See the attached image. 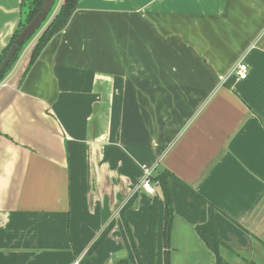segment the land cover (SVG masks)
Returning <instances> with one entry per match:
<instances>
[{
	"label": "crops",
	"instance_id": "0c3cea01",
	"mask_svg": "<svg viewBox=\"0 0 264 264\" xmlns=\"http://www.w3.org/2000/svg\"><path fill=\"white\" fill-rule=\"evenodd\" d=\"M21 15L0 0V49ZM35 41L0 83V264H75L133 195L162 264L143 166L171 175L170 264H215L208 205L224 260L264 264V0H80L22 78ZM121 222L84 264L127 255Z\"/></svg>",
	"mask_w": 264,
	"mask_h": 264
},
{
	"label": "trees",
	"instance_id": "16d2710c",
	"mask_svg": "<svg viewBox=\"0 0 264 264\" xmlns=\"http://www.w3.org/2000/svg\"><path fill=\"white\" fill-rule=\"evenodd\" d=\"M80 0H63L56 12L52 15L49 22L45 25L40 35L37 37L35 44L32 48L28 64L23 72L22 78L36 61L37 57L50 41V39L61 32L66 25L68 24L71 16L77 8V4ZM43 0H21L20 7L25 9V16L23 19H20L17 28L14 30L13 34L10 37L7 45L0 52V63L5 57L10 45L14 42L15 38L18 36L22 27L40 10ZM52 12V11H51ZM51 14V13H50ZM50 15L45 19L43 24L34 32L27 40L20 44L17 49L14 51L9 62L5 65L4 69L0 72V83L4 82L6 77L10 74L14 68L19 56L21 55L23 49L27 46V43L32 39L41 27L49 19ZM170 173L166 170H161L156 173L152 178L154 182H157L164 205L163 213V237H162V264H170V234L171 226L173 221V202L168 189V179ZM197 195V194H196ZM202 199L199 195H197ZM134 198V195L130 197L127 203L120 209L119 217L117 219H112L99 233V235L94 239L90 244L89 248L86 250L85 254L77 261L76 264H84V262L96 251L98 246L106 238L111 229L115 226L116 223H120V228L122 231V237L127 248V255L122 258L115 259L112 264H142L138 251L136 248L135 241L131 234L127 223L124 221L123 213L126 208H128ZM156 213H157V199L156 195L153 196L151 204L149 206V225H148V258L147 264H155V246H156ZM196 232L199 238L203 241L205 246L213 253L215 258V264H229L221 256L220 248L222 245L221 240L217 235L215 228V218L213 215L212 206L208 205L207 209V219L201 225L195 226ZM248 264H256L250 262Z\"/></svg>",
	"mask_w": 264,
	"mask_h": 264
},
{
	"label": "water",
	"instance_id": "95a60500",
	"mask_svg": "<svg viewBox=\"0 0 264 264\" xmlns=\"http://www.w3.org/2000/svg\"><path fill=\"white\" fill-rule=\"evenodd\" d=\"M54 2L55 0H43L40 10L22 27L18 36L15 38L14 42L10 45L5 57L0 63V72L9 62L10 58L12 57L17 47L20 44H22L25 40H27L34 32H36L38 28L43 24L45 19L50 15L51 10L54 7ZM20 4H21V0H19V10L21 9ZM17 26L18 24L16 25L14 30L17 28ZM14 30L9 35L7 42L1 47L0 52L9 42L10 37L13 34Z\"/></svg>",
	"mask_w": 264,
	"mask_h": 264
},
{
	"label": "built area",
	"instance_id": "2783aa9c",
	"mask_svg": "<svg viewBox=\"0 0 264 264\" xmlns=\"http://www.w3.org/2000/svg\"><path fill=\"white\" fill-rule=\"evenodd\" d=\"M247 64L244 61H239L234 69L235 73L238 75L239 78L243 79L247 75ZM3 84V82L1 83ZM143 174L141 178L140 186L146 192L153 194L155 192L154 185L157 182H154L152 178L156 175L154 174L155 168L143 166L142 168ZM77 262H75L76 264Z\"/></svg>",
	"mask_w": 264,
	"mask_h": 264
},
{
	"label": "rangeland",
	"instance_id": "374dc122",
	"mask_svg": "<svg viewBox=\"0 0 264 264\" xmlns=\"http://www.w3.org/2000/svg\"><path fill=\"white\" fill-rule=\"evenodd\" d=\"M61 1L62 0H57L56 1V7H55V10L60 6V4H61ZM54 10V11H55ZM54 13V12H53ZM53 13H52V15H53ZM52 15L50 16V18L52 17ZM42 29H43V27L41 28V30H39L38 32H37V34L35 35V37L34 38H32V39H30V41L27 43V46L23 49V51H22V53H21V55L19 56V58L18 59H20L22 56H23V54H24V52L27 50V48H28V46H30L31 44H32V42L33 41H35L36 39H37V36H38V34L42 31ZM14 69H15V67L13 68V70L10 72V74L14 71ZM9 76V75H8ZM7 76V77H8Z\"/></svg>",
	"mask_w": 264,
	"mask_h": 264
},
{
	"label": "flooded vegetation",
	"instance_id": "af4514ba",
	"mask_svg": "<svg viewBox=\"0 0 264 264\" xmlns=\"http://www.w3.org/2000/svg\"><path fill=\"white\" fill-rule=\"evenodd\" d=\"M56 1H57V0H55V2H54V7H53V9L51 10L52 12H51L50 16L52 15L53 12L55 13L56 10L58 9V8H57V9L55 10V7H56V5H57V4H56ZM62 1H63V0H62ZM62 1H61V3H62ZM54 10H55V11H54ZM54 13H53V14H54ZM21 14H22V15H21V19H23L24 16H25V9H24L23 7L21 8ZM50 19H51V18L49 17V19L46 21V23L42 26L43 28H44L45 25L49 22ZM42 27H41V28H42ZM40 30H41V29H40ZM42 30H43V29H42ZM41 32H42V31H41ZM41 32H40V33H41ZM40 33L38 34V36L40 35ZM38 36H37V37H38ZM34 37H35V36H34ZM34 37H33V38H34Z\"/></svg>",
	"mask_w": 264,
	"mask_h": 264
}]
</instances>
